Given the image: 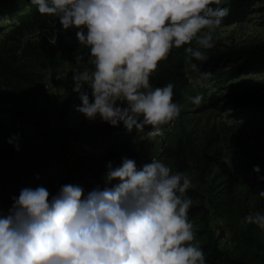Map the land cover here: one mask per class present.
I'll return each instance as SVG.
<instances>
[{"label": "clouds", "instance_id": "9594fccd", "mask_svg": "<svg viewBox=\"0 0 264 264\" xmlns=\"http://www.w3.org/2000/svg\"><path fill=\"white\" fill-rule=\"evenodd\" d=\"M30 3L40 14L58 17L63 30L77 29V41L89 48L87 64L93 67L72 77V90L82 101L77 110L89 120L99 116L111 126L122 123L129 132L151 126L150 137L162 135V126L181 113L172 83H150L158 63L184 45H189L187 59L207 62L205 50L215 47L212 32L230 12L223 6L227 0ZM82 61L77 55L76 62ZM191 68L199 74L197 83L213 75L197 63ZM188 99L198 106L203 96ZM107 169L106 181L118 183L86 195L73 184L62 185L55 195L44 186L22 188L7 213L0 212V264H206L188 216L193 201L186 193L194 185L187 173L155 159L138 169L127 157L118 167L108 162ZM253 171L264 182L258 165ZM244 221L264 230V210Z\"/></svg>", "mask_w": 264, "mask_h": 264}, {"label": "trees", "instance_id": "16d2710c", "mask_svg": "<svg viewBox=\"0 0 264 264\" xmlns=\"http://www.w3.org/2000/svg\"><path fill=\"white\" fill-rule=\"evenodd\" d=\"M29 4L30 0H0V20L15 19L16 33L21 37L28 31L48 30L53 24L59 30L62 29L58 17L40 14L38 10L24 13ZM257 4L261 5L258 7ZM223 6L229 8L230 12L221 25L244 24L251 21L253 15L264 14V0H227ZM262 16L257 21L264 28ZM1 30L0 27V34ZM76 31L77 29L72 28L60 36L54 28L51 29L53 36H49V33L41 40L30 39L23 42L19 39V44L15 43L13 47L0 44V122L4 113H8L13 119H36L41 110L38 103L47 101L42 72L54 71L65 65L81 70L87 65L89 48L79 44ZM13 40H17V37H13ZM188 46L174 47L168 58L160 61L156 71L150 76L153 87H163L168 83L174 85L175 103L183 99L189 85V59L184 51ZM191 46L195 47V42ZM77 55H83L84 61L77 63ZM207 55V62L192 61L197 63L202 71L212 72L210 79L218 85H226L244 75H264V39L244 46L217 49ZM229 88L230 93L215 95L205 109L210 106L224 112L237 105L261 110L264 117V83L234 84L229 85ZM89 98L92 99L91 94ZM74 102L82 106L80 99L72 102L69 98L62 115L70 112ZM170 124L179 129V134L164 155L170 160L172 171L187 173L194 185L186 194L198 203L191 206L188 216L192 222L202 225L197 231L196 240L200 242L205 253L206 264H264V230L244 221V217L249 213L263 210L257 199L256 189H262L264 182L260 181L258 174L253 171V167L258 165L261 169L259 175L264 176V154L260 143L247 137L238 139V143L231 145L233 150L241 149L239 152L242 155V163L237 167L242 176L239 181L242 189L238 190L227 180L220 181L224 173L215 171L216 164L221 160L220 152L214 148L217 135L206 133L205 136H200L188 128L180 117ZM150 128L151 126H146L139 131L133 128L129 132L122 123L119 126H111L104 122L98 127L82 126L77 135L99 152L94 155L96 158L106 165L112 162L113 167H118L124 156L134 154L139 132L149 131ZM87 158L89 156L83 157L78 165L81 173L87 169L84 163ZM96 174L99 178L98 172ZM98 181L103 189L118 183L116 180L108 183L106 178H99ZM71 184L74 185L73 182ZM0 212L6 213L1 209ZM212 214L223 219L233 232L236 241L234 249L221 247V237L216 236L209 228Z\"/></svg>", "mask_w": 264, "mask_h": 264}, {"label": "rangeland", "instance_id": "374dc122", "mask_svg": "<svg viewBox=\"0 0 264 264\" xmlns=\"http://www.w3.org/2000/svg\"><path fill=\"white\" fill-rule=\"evenodd\" d=\"M260 5L257 4L258 7ZM37 10V7L30 3L24 9V13H33ZM262 15L264 14L257 13L251 17V21L244 24L234 23L215 28L212 32L215 47L205 50L206 53H214L217 49L225 50L230 46H244L263 40L264 28L257 21ZM16 25L15 19L0 20V27L2 28L0 44L2 46L13 47L15 43L19 44V39L23 42L30 39L41 40L49 33V36H53L51 29L54 28L60 36L67 32V30H59L53 24L48 29L50 31H28L24 37H21L16 33ZM15 36L17 40H13ZM57 45L60 44L57 43ZM192 63H194L192 60L187 62L189 85L184 92L183 99L177 103L181 106L179 117L188 128L200 136H205L206 133L217 135L214 148L220 152L221 160L216 164L215 171L219 174L224 173L220 181L227 180L228 183L241 190L239 181L242 176L237 169L242 163L240 160L242 155L239 152L241 149L233 150L231 145L238 143L237 140L241 138H253L260 143L264 154V117L261 110L235 105L222 112L214 107L209 106L208 109L205 107L210 105L215 95L230 93L229 85L264 83V75H244L226 85H218L216 81L210 78L197 83L199 74L192 70ZM73 70L74 68L65 65L54 71L42 72L47 101L38 103L39 108H41L40 113L36 115V119L32 120L36 121V129H19L17 125L9 122L7 117L2 116L0 122V209L6 213L13 204L12 197L18 196L20 190L25 187L44 186L51 195H55L62 185L72 182L74 185H80L84 189L85 195L95 188H102L98 179L106 178L107 165L96 158L98 168H89L82 173L79 171L78 165L81 163V159L88 156L89 153L84 148V140L77 134L82 126H89L90 121L95 127L104 121L99 116L95 120H89L77 110L78 105L74 103L70 112L62 115L68 99L71 98L73 102L79 98V94L72 90L74 86ZM83 90H88L89 95L91 94L89 86L85 85ZM197 94L203 96V100L198 106L192 104L188 99ZM147 132H139L140 136L134 154L124 157L134 159L138 169L144 164L150 163L152 159L160 160L170 166V160L164 154L167 148L174 144L179 129L169 123L162 126V135L150 137ZM13 136H18L17 141L13 144L8 143ZM16 144L19 146V151L16 150ZM52 165H60L62 167L61 173H49V168ZM102 168H105L106 171L101 170ZM97 172L99 178L96 176ZM37 177L39 178L37 179ZM73 177H77V179H73ZM29 178L32 180L30 181ZM262 192H264V185H262V189L259 187L256 189L257 199L264 210V196L260 195ZM192 201V205L198 203L197 200ZM4 204L10 205L8 208H3ZM192 223L196 237H198L197 231L202 225L196 222ZM209 228L216 236L221 237V247L229 249L236 247L233 232L226 226L223 219L212 214Z\"/></svg>", "mask_w": 264, "mask_h": 264}, {"label": "built area", "instance_id": "2783aa9c", "mask_svg": "<svg viewBox=\"0 0 264 264\" xmlns=\"http://www.w3.org/2000/svg\"><path fill=\"white\" fill-rule=\"evenodd\" d=\"M86 67H93L92 65H86L84 68H82L81 70H77L74 69L73 72H79V71H83ZM85 93H87L89 95V91L88 90H83ZM80 99V98H78ZM74 104H77L76 102H74ZM73 104V105H74ZM3 116L7 117L8 121L17 125L19 127V129H24V130H28V129H36V121H32V120H27V119H13L9 116V114H4ZM89 126H94L93 122L90 121ZM84 148L85 150L89 153L88 156L89 158L85 159V165L86 168L89 169H93V168H98L97 164H96V156L94 155H98L99 152L96 151L94 148H92L91 146H89L87 143H84ZM62 171V167L60 165H52L49 168V173L51 174H59ZM29 180L31 181L32 179L29 178Z\"/></svg>", "mask_w": 264, "mask_h": 264}, {"label": "crops", "instance_id": "0c3cea01", "mask_svg": "<svg viewBox=\"0 0 264 264\" xmlns=\"http://www.w3.org/2000/svg\"><path fill=\"white\" fill-rule=\"evenodd\" d=\"M9 205H10V204H4V205H3V208H8Z\"/></svg>", "mask_w": 264, "mask_h": 264}]
</instances>
